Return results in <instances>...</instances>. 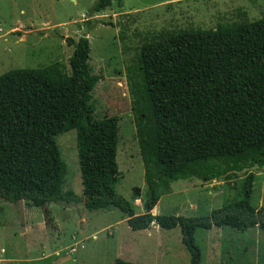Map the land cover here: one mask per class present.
<instances>
[{
    "label": "trees",
    "instance_id": "16d2710c",
    "mask_svg": "<svg viewBox=\"0 0 264 264\" xmlns=\"http://www.w3.org/2000/svg\"><path fill=\"white\" fill-rule=\"evenodd\" d=\"M110 5L111 0H96L90 17ZM242 16L215 29L161 34L140 49L132 113L148 212L135 214L115 191L122 178L116 162L118 120L93 119L91 93L99 78L91 73L84 36L65 39L73 48L68 68L57 62L0 76V199L41 209L46 224L51 222L48 206L65 203L89 211L117 209L133 231L178 228L191 264L199 262L197 230L264 232V209L251 204L250 172L241 198L207 216L151 213L178 180L230 182L246 170L264 169V16L256 21ZM71 130L81 197L63 194L65 174L54 141ZM132 196L139 199L140 189L134 188Z\"/></svg>",
    "mask_w": 264,
    "mask_h": 264
},
{
    "label": "rangeland",
    "instance_id": "374dc122",
    "mask_svg": "<svg viewBox=\"0 0 264 264\" xmlns=\"http://www.w3.org/2000/svg\"><path fill=\"white\" fill-rule=\"evenodd\" d=\"M96 0H0V76L14 69H37L53 63L68 68L72 47L65 39L86 37L89 65L99 78L91 93L93 119L118 120L116 162L121 180L116 193L134 213L144 214L147 187L132 113V88L139 79L141 47L161 34L210 30L264 16V0H111L90 17ZM94 25L89 29V25ZM62 171L63 194L82 196L76 133L54 138ZM254 174L251 204L264 209V169L252 168L227 182L178 180L170 185L152 215L204 217L242 196L247 173ZM139 188L135 199L132 190ZM46 224L39 208L0 199V264H191L176 228L151 226L133 231L117 209L89 211L83 205L50 204ZM198 264H264V232L228 227L197 230Z\"/></svg>",
    "mask_w": 264,
    "mask_h": 264
},
{
    "label": "water",
    "instance_id": "95a60500",
    "mask_svg": "<svg viewBox=\"0 0 264 264\" xmlns=\"http://www.w3.org/2000/svg\"><path fill=\"white\" fill-rule=\"evenodd\" d=\"M145 212H148V210L145 209ZM196 261H198V253H197V251H196Z\"/></svg>",
    "mask_w": 264,
    "mask_h": 264
}]
</instances>
